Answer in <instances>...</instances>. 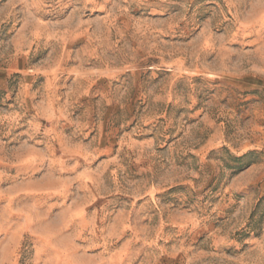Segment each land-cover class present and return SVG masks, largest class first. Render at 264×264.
I'll list each match as a JSON object with an SVG mask.
<instances>
[{
	"label": "rangeland",
	"instance_id": "374dc122",
	"mask_svg": "<svg viewBox=\"0 0 264 264\" xmlns=\"http://www.w3.org/2000/svg\"><path fill=\"white\" fill-rule=\"evenodd\" d=\"M0 264H264V0H0Z\"/></svg>",
	"mask_w": 264,
	"mask_h": 264
}]
</instances>
